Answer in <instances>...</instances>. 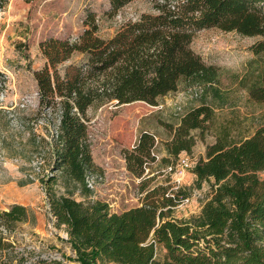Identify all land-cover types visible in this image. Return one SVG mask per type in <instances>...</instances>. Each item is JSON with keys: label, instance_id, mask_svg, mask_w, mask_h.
<instances>
[{"label": "trees", "instance_id": "trees-1", "mask_svg": "<svg viewBox=\"0 0 264 264\" xmlns=\"http://www.w3.org/2000/svg\"><path fill=\"white\" fill-rule=\"evenodd\" d=\"M2 4L4 0H0ZM113 13L133 0H110ZM153 12L125 22L109 37L98 33L95 13L76 40L51 37L41 42L47 62L34 71L39 111L59 114L52 134L53 168L60 169L70 193L53 188L55 174L44 180L49 210L64 225L76 260L81 264H264V127L239 141L219 138L207 148L206 158L194 166L196 181L213 178V193L199 215L178 219L172 215L175 197L155 188L147 201L122 212L104 200L86 203L73 194L89 195L88 177L96 164L91 152L87 111L112 100L126 103L157 99L176 91L183 79L211 82L217 67L207 64L192 48L196 33L218 27L245 35H260L252 49L264 52V0H148ZM76 53L81 60L60 66ZM3 73L0 71V77ZM264 101V80L251 92ZM213 109L202 104L186 113L165 143L177 157L195 144L192 130L203 128ZM156 136L144 131L133 149L125 151L128 169L143 174L154 160ZM167 207V209H165ZM29 208L13 203L0 211L9 227L30 218ZM0 249L11 246L3 242ZM165 249L158 258V247ZM0 264H24L2 260ZM43 264H46L43 263ZM54 264H60L55 262Z\"/></svg>", "mask_w": 264, "mask_h": 264}, {"label": "rangeland", "instance_id": "rangeland-1", "mask_svg": "<svg viewBox=\"0 0 264 264\" xmlns=\"http://www.w3.org/2000/svg\"><path fill=\"white\" fill-rule=\"evenodd\" d=\"M149 11L154 10L148 0H133L116 13L110 0H4L0 4V211L20 198L32 215L13 227L0 219V235L7 236L3 242L11 244L0 249L2 260L81 264L65 226L56 224L48 208L44 184L48 176L55 174L53 188L58 194L73 188H66L61 170L53 168L51 142L59 114L49 108L39 111L34 71L47 62L41 42L51 37L78 39L87 28L89 13L96 15L98 33L109 38L125 22ZM260 40V35L203 28L196 33L192 48L204 62L217 67L213 81L183 79L176 91L159 97L156 104L112 100L91 106L86 118L97 168L95 183L91 194L75 189L73 196L86 203L104 200L112 211L122 212L142 206L152 199H147L148 192L159 188L160 194L175 197L174 217L199 215L212 196L214 180L198 183L193 168L206 158L208 146L219 138L242 140L264 127V101L251 95L264 80V52L252 49ZM81 58L76 53L60 67ZM202 104L211 107L213 114L203 128L192 130V149L177 157L169 154L165 143L173 138L181 118ZM144 131L156 136L155 159H149L143 174L137 175L128 169L125 151L136 146ZM37 212L42 218L38 219ZM164 254L159 246L158 258Z\"/></svg>", "mask_w": 264, "mask_h": 264}, {"label": "built area", "instance_id": "built-area-1", "mask_svg": "<svg viewBox=\"0 0 264 264\" xmlns=\"http://www.w3.org/2000/svg\"><path fill=\"white\" fill-rule=\"evenodd\" d=\"M186 165H188V162L186 161V160H184L183 161ZM94 178H93V176L91 175V176H89L88 177V185L90 186V187H94V183H95V180H93ZM49 208V207H48ZM52 214V213H51ZM53 215V214H52ZM54 219H55V217H54Z\"/></svg>", "mask_w": 264, "mask_h": 264}, {"label": "crops", "instance_id": "crops-1", "mask_svg": "<svg viewBox=\"0 0 264 264\" xmlns=\"http://www.w3.org/2000/svg\"><path fill=\"white\" fill-rule=\"evenodd\" d=\"M24 202H25L24 200L18 198V199H14V200L12 201V204H13V203H20V204H24V205H26ZM28 204H29V203H28ZM26 206H27V205H26ZM37 216H38V219L42 218V214H40V213H38V212H37Z\"/></svg>", "mask_w": 264, "mask_h": 264}]
</instances>
